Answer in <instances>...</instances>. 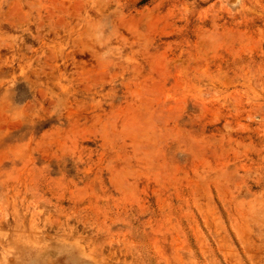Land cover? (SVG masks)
Segmentation results:
<instances>
[{
    "label": "rangeland",
    "instance_id": "rangeland-1",
    "mask_svg": "<svg viewBox=\"0 0 264 264\" xmlns=\"http://www.w3.org/2000/svg\"><path fill=\"white\" fill-rule=\"evenodd\" d=\"M264 264V0H0V264Z\"/></svg>",
    "mask_w": 264,
    "mask_h": 264
},
{
    "label": "bare ground",
    "instance_id": "bare-ground-1",
    "mask_svg": "<svg viewBox=\"0 0 264 264\" xmlns=\"http://www.w3.org/2000/svg\"><path fill=\"white\" fill-rule=\"evenodd\" d=\"M27 264V263H26Z\"/></svg>",
    "mask_w": 264,
    "mask_h": 264
}]
</instances>
